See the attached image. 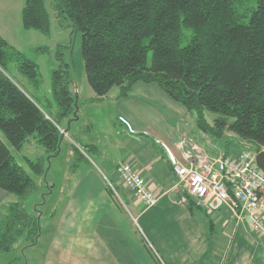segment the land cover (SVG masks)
Returning a JSON list of instances; mask_svg holds the SVG:
<instances>
[{
	"label": "trees",
	"instance_id": "trees-1",
	"mask_svg": "<svg viewBox=\"0 0 264 264\" xmlns=\"http://www.w3.org/2000/svg\"><path fill=\"white\" fill-rule=\"evenodd\" d=\"M24 1L25 30L49 35L46 0ZM51 8L60 25L70 21L82 36L93 101L115 87L117 98L125 99L138 83L157 84L196 117L201 131L226 139V155L232 149L264 150V0H52ZM15 73L40 86L38 64L0 36V130L17 150L35 136L47 154L57 156L68 130L63 121L78 119L69 66L60 62L51 74L54 112ZM209 113L217 115L212 123ZM73 148L77 160L97 150L77 142ZM27 162L30 173L0 138V189L18 199L0 222V253H10L23 238L34 245L42 231L39 215L24 201L39 192L44 165ZM184 195L191 210L201 209Z\"/></svg>",
	"mask_w": 264,
	"mask_h": 264
},
{
	"label": "crops",
	"instance_id": "crops-1",
	"mask_svg": "<svg viewBox=\"0 0 264 264\" xmlns=\"http://www.w3.org/2000/svg\"><path fill=\"white\" fill-rule=\"evenodd\" d=\"M7 8L6 0H0V36L11 44L14 36ZM130 97L133 93L123 100ZM119 119L130 135L139 134L128 115L119 114ZM106 140L119 161L88 162L86 174L52 206L46 219L37 208L29 210L41 216L42 231L34 245L26 238L20 242L24 255L26 249L31 250L26 264H264V240L251 231L248 222L237 220L230 207L213 214L190 209L165 151L156 153L155 147L138 140L130 141L133 145L111 135ZM161 145L184 165L191 159L210 158L201 150L183 156ZM231 151L228 155H238ZM225 153L221 151L219 157ZM121 163L130 164L143 177L159 198L156 206L146 207L122 183L116 172ZM17 200L0 189V222L6 208ZM4 254L0 253V264H23L20 258L8 259Z\"/></svg>",
	"mask_w": 264,
	"mask_h": 264
},
{
	"label": "rangeland",
	"instance_id": "rangeland-1",
	"mask_svg": "<svg viewBox=\"0 0 264 264\" xmlns=\"http://www.w3.org/2000/svg\"><path fill=\"white\" fill-rule=\"evenodd\" d=\"M51 4L52 0H46L51 15V33L44 35L38 31L25 30L22 22L24 0H6L8 7L6 13L10 10V31L14 36L13 39L10 38L11 45L38 64L40 86L36 87L26 76L19 73H15L16 79L30 94L36 96L42 105L51 104L54 112L57 110V105L51 91V74L62 62L69 66L70 79L75 84V92L79 99L78 119L71 123L69 119L63 121L64 128H71V125L73 128L64 136L57 156L51 157L47 154L35 136L31 137L21 150H17L0 130V138L28 173L31 172L28 160L42 162L44 165L45 175L39 181V192L24 201L28 210L34 211L37 208L40 213H45L44 219H46L52 206L74 188L78 178L86 174L89 169L86 166L88 162H99L100 158L119 161L120 157L116 156L114 149L107 148L109 141L106 138L110 135L112 139L124 140L128 143L132 140H138L140 144L147 143L155 147L153 150L156 153H164L165 148L162 143L171 148L175 154L180 151L183 156L201 150L211 159H217L221 151L225 152L226 139L219 140L201 131L196 117L183 105L174 101L157 84L138 83L133 89V97H130V100L118 99L120 89L115 87L105 99L93 101L96 95L87 81L81 51L82 36L70 21H64L63 26L60 25ZM37 48H46L47 52L35 54L33 50ZM58 51L62 54L60 61L57 58ZM119 114L128 115L136 123L135 129L138 135H130L129 128L119 119ZM215 116L217 115L209 113L207 118L212 123ZM76 142L96 145L99 152L82 151L85 159L77 160L73 148ZM241 151L243 149H232L231 152L235 155ZM112 181L115 182L114 179ZM51 191L52 195H50ZM240 230L245 231L244 228ZM20 242L21 240L12 252L4 255L8 259L20 258V262L26 264L27 257H31V250L26 249L24 255L21 246L19 247Z\"/></svg>",
	"mask_w": 264,
	"mask_h": 264
},
{
	"label": "built area",
	"instance_id": "built-area-1",
	"mask_svg": "<svg viewBox=\"0 0 264 264\" xmlns=\"http://www.w3.org/2000/svg\"><path fill=\"white\" fill-rule=\"evenodd\" d=\"M179 185L209 214L230 207L240 222H248L251 231L264 240V172L257 165V152L243 150L237 156L223 154L217 159L186 165L165 147ZM122 183L137 199L150 208L159 198L143 177L128 163L117 166Z\"/></svg>",
	"mask_w": 264,
	"mask_h": 264
},
{
	"label": "water",
	"instance_id": "water-1",
	"mask_svg": "<svg viewBox=\"0 0 264 264\" xmlns=\"http://www.w3.org/2000/svg\"><path fill=\"white\" fill-rule=\"evenodd\" d=\"M67 133L68 131H64L63 135L66 136ZM256 161H257V165L259 166V168L263 170L264 172V151L258 153Z\"/></svg>",
	"mask_w": 264,
	"mask_h": 264
}]
</instances>
